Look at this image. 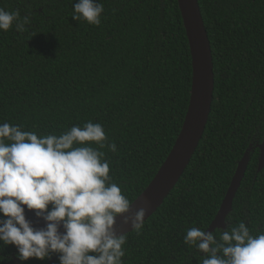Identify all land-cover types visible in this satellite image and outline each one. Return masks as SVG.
<instances>
[{"label": "trees", "instance_id": "1", "mask_svg": "<svg viewBox=\"0 0 264 264\" xmlns=\"http://www.w3.org/2000/svg\"><path fill=\"white\" fill-rule=\"evenodd\" d=\"M77 0H0L28 15L26 31L0 32V124L38 136L91 121L104 128L112 182L130 204L170 152L188 107L192 68L177 0H100L99 26L71 18ZM99 2V0H96ZM213 59L214 91L204 134L176 186L127 234L124 264H202L184 243L206 231L238 162H249L227 224L264 232V0H198ZM95 147V145H93ZM51 207V206H50ZM0 219H4L0 214ZM18 257L0 242V264ZM18 259V258H17ZM60 264L58 254L21 264Z\"/></svg>", "mask_w": 264, "mask_h": 264}, {"label": "clouds", "instance_id": "2", "mask_svg": "<svg viewBox=\"0 0 264 264\" xmlns=\"http://www.w3.org/2000/svg\"><path fill=\"white\" fill-rule=\"evenodd\" d=\"M103 12L100 0H77L71 18L99 26ZM29 23L28 15L0 8V32L23 33ZM106 147L116 152L102 125L91 121L44 136L0 124V242L14 246L21 262L58 254L60 264H124V229L140 235L148 209L133 212L112 182ZM26 209L44 227H34ZM184 243L204 254L202 264H264V232L253 236L243 221L218 234L190 228Z\"/></svg>", "mask_w": 264, "mask_h": 264}, {"label": "water", "instance_id": "3", "mask_svg": "<svg viewBox=\"0 0 264 264\" xmlns=\"http://www.w3.org/2000/svg\"><path fill=\"white\" fill-rule=\"evenodd\" d=\"M177 5L191 57L190 96L181 130L170 152L148 186L130 204L133 212L147 206L148 210L144 222L162 205L188 166L204 134L213 101V59L198 0H177ZM257 147L259 150L257 172H260L264 168V140ZM248 162L249 152L246 151L238 162L218 212L206 231L212 232L216 229L225 228V219L232 210V202L240 187ZM25 216L27 220L33 223L34 227H44V223L38 222L27 209ZM117 227L118 229L122 227L119 219L117 220ZM60 231L63 232L62 226ZM124 232L128 234L132 231L131 228H125ZM118 234L120 233L118 232ZM53 260L51 259L50 264L53 263ZM5 264H21V261L13 257Z\"/></svg>", "mask_w": 264, "mask_h": 264}]
</instances>
